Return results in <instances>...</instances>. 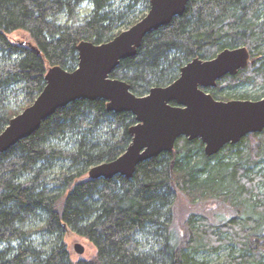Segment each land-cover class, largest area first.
<instances>
[{
    "label": "trees",
    "instance_id": "16d2710c",
    "mask_svg": "<svg viewBox=\"0 0 264 264\" xmlns=\"http://www.w3.org/2000/svg\"><path fill=\"white\" fill-rule=\"evenodd\" d=\"M149 5L0 0V133L41 92L48 68L74 70L79 42L109 41ZM17 31L28 40L12 41ZM241 46L255 62L217 80L213 98L264 89V0H189L110 78L142 96L174 81L191 60ZM134 123L130 113L107 111L104 100H77L0 153V264H264V130L212 156L199 139L180 137L172 152L139 163L131 178L90 179L91 167L123 154ZM179 197L199 208L177 227ZM66 231L89 241L94 256L71 260ZM221 251L222 260L210 258Z\"/></svg>",
    "mask_w": 264,
    "mask_h": 264
},
{
    "label": "water",
    "instance_id": "95a60500",
    "mask_svg": "<svg viewBox=\"0 0 264 264\" xmlns=\"http://www.w3.org/2000/svg\"><path fill=\"white\" fill-rule=\"evenodd\" d=\"M188 2L150 0L145 15L109 41L97 45L79 42L76 68H48L41 92L0 133V153L30 136L58 109L77 100H104L107 111L130 113L135 120L129 129L131 142L123 154L91 167L87 172L90 179L131 178L139 163L172 152L180 137L199 139L204 154L212 156L228 144L262 132L264 97L220 101L206 91L220 78L233 76L255 62L243 46L226 48L210 60L195 58L180 68L174 81L152 87L142 96L133 94L125 81L110 78L121 60L136 54L148 33L181 16ZM74 251L82 255L84 247L75 244Z\"/></svg>",
    "mask_w": 264,
    "mask_h": 264
},
{
    "label": "rangeland",
    "instance_id": "374dc122",
    "mask_svg": "<svg viewBox=\"0 0 264 264\" xmlns=\"http://www.w3.org/2000/svg\"><path fill=\"white\" fill-rule=\"evenodd\" d=\"M89 9L88 7L86 8V5L83 6L82 10H81V15H86L88 14ZM129 26H126L125 28L121 29L125 30L126 28H128ZM22 33V34H21ZM10 39L12 41H15V39H23V40H28L27 34L25 32L22 31H17L14 33L10 34ZM244 92V93H243ZM243 94V96H245V98H241V95ZM264 95V89H260L257 87H253V86H246V88L243 91H229V90H222V92H220L219 96L222 99H217L220 101H232V100H253L256 97L262 96ZM199 207L196 206H190L188 203H186V201L179 197L175 203L174 206V210L176 213V219L177 221H175V224L177 226L180 218H184L185 215L187 214V212H197L198 210H196ZM203 212V210H202ZM178 227V226H177ZM63 242L65 243V246L69 252L70 255V259L73 261H78V260H89L91 259L96 250L94 248V246L87 241L86 239L77 236L76 234L70 232V231H66L64 234V238H63ZM150 245H152L153 241L150 240L148 241ZM75 244H80L84 247V252L82 255L77 254L74 251V245ZM225 254V251H221L219 253V255L217 256H213L211 255L210 258H213V260L216 261H220L222 260L223 256Z\"/></svg>",
    "mask_w": 264,
    "mask_h": 264
},
{
    "label": "flooded vegetation",
    "instance_id": "af4514ba",
    "mask_svg": "<svg viewBox=\"0 0 264 264\" xmlns=\"http://www.w3.org/2000/svg\"><path fill=\"white\" fill-rule=\"evenodd\" d=\"M209 89H211V88H209ZM209 89H207L206 91L209 92ZM212 97H213V96H212ZM214 99H215V98H214ZM216 100H217V99H216Z\"/></svg>",
    "mask_w": 264,
    "mask_h": 264
}]
</instances>
